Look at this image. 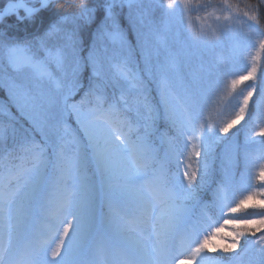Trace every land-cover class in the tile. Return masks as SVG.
I'll list each match as a JSON object with an SVG mask.
<instances>
[{"label":"snow or ice","instance_id":"1","mask_svg":"<svg viewBox=\"0 0 264 264\" xmlns=\"http://www.w3.org/2000/svg\"><path fill=\"white\" fill-rule=\"evenodd\" d=\"M261 6L0 0V264H264Z\"/></svg>","mask_w":264,"mask_h":264},{"label":"rangeland","instance_id":"2","mask_svg":"<svg viewBox=\"0 0 264 264\" xmlns=\"http://www.w3.org/2000/svg\"><path fill=\"white\" fill-rule=\"evenodd\" d=\"M215 0H213L214 2ZM195 16V14H194ZM245 18H241L240 21L237 22V26H239L240 24L244 23ZM194 27L195 28H199L201 26V24H203L205 27H207V25L212 24L213 27L215 26V22L214 20H207V21H199V20H195L194 18ZM223 55H227L226 53ZM244 60H240L239 63L236 65V68L234 70L239 71L241 74L243 72V66L245 63V60H247L248 62H250L251 56L245 52L244 53ZM252 83L251 80L249 81H245L244 83L237 85L235 90L231 89L230 86V82H226L225 85L223 86L222 91L220 92L217 101L215 104H213L208 112H207V118L209 119L210 122L213 123H222L225 122L228 118L229 115L227 114V111L225 109V105L227 103V101L233 96L235 95L236 92L241 91L242 89H244L246 84H250ZM6 94V93H5ZM253 99H255V96L253 97ZM250 106H251V102H250ZM257 129L261 126H264V118L258 119L256 122ZM235 131V129H234ZM240 139L241 141H243L244 137H243V132L240 133ZM257 139H259V137H257ZM256 172H258V169H256ZM237 198H240L239 195L237 196Z\"/></svg>","mask_w":264,"mask_h":264},{"label":"trees","instance_id":"3","mask_svg":"<svg viewBox=\"0 0 264 264\" xmlns=\"http://www.w3.org/2000/svg\"><path fill=\"white\" fill-rule=\"evenodd\" d=\"M230 2L235 6L237 7L240 12L242 13L243 11L247 10V8H250L251 6H259V0H230ZM213 3H221V0H215ZM262 8H264V6H261ZM241 18H243L241 16ZM262 26H264V18H262ZM0 101L2 102H7V96L5 94V92L3 91H0ZM0 119H3L2 117H0ZM234 131V129H233ZM254 183L258 186V183L257 181H254ZM219 242V241H217Z\"/></svg>","mask_w":264,"mask_h":264}]
</instances>
